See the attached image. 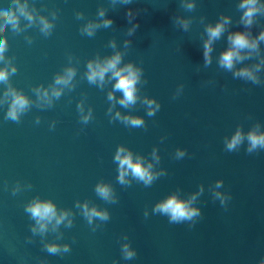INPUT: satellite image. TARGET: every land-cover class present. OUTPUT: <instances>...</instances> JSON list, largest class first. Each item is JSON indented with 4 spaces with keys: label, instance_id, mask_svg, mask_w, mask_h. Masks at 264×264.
I'll return each mask as SVG.
<instances>
[{
    "label": "water",
    "instance_id": "95a60500",
    "mask_svg": "<svg viewBox=\"0 0 264 264\" xmlns=\"http://www.w3.org/2000/svg\"><path fill=\"white\" fill-rule=\"evenodd\" d=\"M20 2L36 19L29 25L21 17L19 33L10 26L0 32L7 41L0 68L11 61L17 69L8 85L0 82V100L10 85L30 106L16 122L5 118L8 104L0 103V264H260L264 149L248 153L245 140L229 152L224 141L237 128L247 133L259 125L264 132V65L257 73L261 83L254 84L220 68L218 56L227 47L228 32L250 31L255 37L264 31V15L246 29L240 23V0ZM187 3H195V9L186 10ZM11 4L0 0V10ZM101 9L104 17L98 15ZM222 14L232 22L214 42L206 67L205 27ZM40 17L52 23L50 35L41 32ZM109 18L110 27H99L91 37L82 33L89 22ZM179 21H190L186 31ZM259 47V56L236 67L259 63L264 42ZM117 52L119 67L131 63L142 71L138 99L128 107L118 103L122 93L114 91L111 73L103 86L89 83L86 76L90 60L103 61ZM67 68L75 69L71 86L55 85V77ZM53 86L62 92L50 104L34 91L40 87L51 93ZM110 92L114 100L108 99ZM145 97L161 105L154 116L147 115ZM116 112L140 116L145 125L127 126L113 118ZM120 146L152 165L158 177L150 186L131 175L128 184L118 182L114 156ZM177 149L185 151L183 158H176ZM99 183L110 185L115 202L96 193ZM215 193L225 197L223 204ZM171 194L185 200L195 195L192 206L201 216L177 224L154 213V206ZM37 198L69 212L72 226L65 220L34 233L36 221L25 207ZM85 203L106 211L109 219L93 218L89 224L82 213ZM50 243L68 244L70 251L49 254L45 245ZM124 244L136 251L134 258L124 259Z\"/></svg>",
    "mask_w": 264,
    "mask_h": 264
},
{
    "label": "clouds",
    "instance_id": "9594fccd",
    "mask_svg": "<svg viewBox=\"0 0 264 264\" xmlns=\"http://www.w3.org/2000/svg\"><path fill=\"white\" fill-rule=\"evenodd\" d=\"M123 3H130V0H122ZM186 10L192 11L195 9V3H187L183 5ZM238 9L242 11L240 16V23L246 28L250 29L256 22L258 15H264V4L260 3V0H240L237 5ZM98 15L100 17L105 16L104 10H99ZM127 15L131 16V12ZM23 17L29 22V25L35 22L36 17L33 12L29 11L27 3H21L20 0H12V4L5 10H0V32L5 27H11V30L19 33L22 31L20 28V18ZM82 18V13H77V19ZM231 17L227 15H221L215 23H209L205 27L207 39L203 42V59L205 66H209L212 63V53L214 42L221 39L225 32L228 30V26L231 24ZM113 21L104 19L102 24L95 22H89L81 30L82 33L89 37L95 34L96 29L99 27L108 28L112 25ZM182 27L186 31L189 27L190 21H179ZM39 24L41 26V32L45 35L51 34L53 28L46 18L40 17ZM131 34V33H130ZM264 42V31H261L257 36L253 37L250 31H230L227 35V47L219 53L218 65L220 68L232 72L234 78H241L246 81H251L254 84H260L261 81L257 76L261 66L264 65V58L260 59V62L251 66H243L237 68L236 65L243 61L250 59L253 55H260V43ZM112 47H115V43H111ZM7 48V41L0 39V60H4V52ZM121 54L119 52L114 55L105 58L103 61L90 60L87 64V80L89 83H99L103 86L106 75L111 73L110 79L115 81L114 91L122 93V97L118 100V103L123 107L134 105L138 99L137 97V84L140 81L142 71L139 68L134 67L131 63L126 64L123 67H119L121 64ZM11 61L6 62V66L0 68V82L8 85L9 77L16 73L17 69L14 65H11ZM75 76V69L67 68L62 75L55 77V85H63L65 87L71 86L73 77ZM39 99L51 103L52 97L59 98L62 89L53 86L51 93L48 89L41 90L40 87L34 89ZM109 100H114L113 92L108 94ZM147 105V115L154 116L160 109L161 105L155 99L144 98L143 101ZM0 103H7L8 109L6 112V119L19 122L20 116L30 106L29 99L20 91L10 85L4 93V99L0 100ZM82 111V108H81ZM111 111V109H109ZM91 116V110L88 115L83 117L84 122H87ZM116 120H121L124 124L130 127H143L144 120L140 116L135 115H121L116 112L113 117ZM247 141L248 153H253L258 149H264V132L259 131V125L251 128L247 133H244L242 129L237 128L231 138H226L224 141L227 151L232 152L239 148L244 141ZM185 151L177 149L176 158H183ZM153 157L159 160L156 156V150L153 149ZM114 161L118 163V182L122 185L128 184L126 177L131 175L134 179L142 182L145 186H150L153 181L158 177V174L152 172V165L149 163L144 164L143 159L137 156L133 158V153L126 149L124 146L117 148L114 156ZM164 173H160L162 175ZM222 181L216 182L217 187L222 186ZM96 193L104 200L109 202H115L113 199V193L110 185L99 183L95 188ZM201 191L203 189L201 188ZM15 194V192L13 193ZM216 198L224 203L225 197L220 193H215ZM196 196L193 195L190 199H180L176 194H171L167 198L159 201L153 208L154 213H160L169 218L170 223H182L185 221H193L194 218L201 216L200 209L193 207L192 203L195 201ZM78 207H81L79 203ZM25 211L30 214L31 218L36 221V227L32 228L35 233H45L48 230L49 225L55 229L65 220H68L67 227L72 226V221L69 218L70 213L67 211H57L56 205L51 200L34 199L26 207ZM82 213L85 218L91 224L93 218H98L101 221H107L109 214L106 211L97 209L96 207L89 208L85 203L82 206ZM147 216V213H145ZM45 249L49 254H59L61 252L66 253L70 251V245L65 244L63 246L55 243L45 245ZM124 259L130 260L136 256V251L130 247L129 244H124L121 248ZM260 264H264V260H261Z\"/></svg>",
    "mask_w": 264,
    "mask_h": 264
}]
</instances>
